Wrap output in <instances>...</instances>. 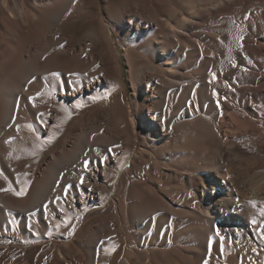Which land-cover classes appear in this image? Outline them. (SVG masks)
<instances>
[{
    "label": "bare ground",
    "instance_id": "obj_1",
    "mask_svg": "<svg viewBox=\"0 0 264 264\" xmlns=\"http://www.w3.org/2000/svg\"><path fill=\"white\" fill-rule=\"evenodd\" d=\"M228 1L0 0V142L30 113L29 98L46 75L64 83V100L79 95L87 103L93 81L74 84L69 74L98 64L95 81L105 90L103 100L82 106L78 120H89L72 139L32 158L21 152L18 164L1 153V168L23 179L15 191L25 197L12 199L0 181V240L17 246L0 248V264L241 260L222 246L251 231L248 218L264 203V174L249 176L252 163L240 139L226 143L223 131L231 115L234 130L264 141L258 132L264 117L255 110L264 103V37L244 36L233 45L240 48L235 60L223 65L220 27L192 23ZM158 2L169 12L156 10ZM66 23H82L83 37L67 32ZM122 31L141 42L125 44ZM118 44L123 55L139 57L129 93L120 84ZM212 65L216 85L209 89ZM59 72L63 82L52 76ZM245 72L250 81L240 78ZM37 128L38 139L49 132L43 122ZM232 159L245 161L246 169L235 171Z\"/></svg>",
    "mask_w": 264,
    "mask_h": 264
},
{
    "label": "rangeland",
    "instance_id": "obj_2",
    "mask_svg": "<svg viewBox=\"0 0 264 264\" xmlns=\"http://www.w3.org/2000/svg\"><path fill=\"white\" fill-rule=\"evenodd\" d=\"M122 2L123 1H119L118 3H122ZM259 3L261 4L260 0H259ZM259 3L257 2V0H240L238 2H236V0L235 1L232 0L230 2L228 1V2H224L223 4H221L220 7L222 6V8H218L219 7L218 6L217 7L218 9L217 8H214L215 10L211 9L212 11L210 10L209 12H206L203 16L201 17L199 16L198 19H200V22L199 20H196L195 18L196 16H194V22L192 21V23H208V24L211 23L209 25V28L211 25H215V24L218 26V28L220 27L219 29L221 30L220 31L221 33L219 36V40L221 42L220 43V46H221L220 54H222L221 55L222 57L220 58L222 59L221 64L223 63H225L223 65L232 64L231 63L232 60H235L236 58L235 56L237 55V50L240 52V48L237 49L238 47L236 46V51H235V48L233 47V45L235 43L237 44L239 41H242L244 36H245L244 38H252V39L255 38L254 40H257L256 36L264 37V25H262V23L264 24V21H263L264 20V8L261 7L262 4L259 5ZM155 7H157L156 10L160 9L159 11H163L165 9V8H162V2H158V4ZM166 10H168L167 7L165 9V12L164 11L163 12L168 13L169 10L168 12ZM215 11H216V14H215ZM192 12L193 10H190V13L192 14V17H193L195 11L193 13ZM101 13L105 18L104 11H101ZM159 13H162V12H159ZM203 20L206 22H204ZM64 27L65 29H67V32L75 30L77 34L76 38L78 40L82 38L83 37L82 35H84L85 33L84 32L85 27L83 26L82 23H68V24L66 23ZM250 28L255 31H252ZM239 30H240V33H239ZM122 34L123 36L121 39L127 45L137 44L141 42V39L139 38V36L125 37L124 31L121 32V35ZM207 39H206V42L208 41L212 42L210 41V39L207 41ZM117 48L120 53V56L118 53V56H119L118 61L121 66V83L120 84H121V87L124 88L127 93H129L130 92L129 84H128L129 72L131 68L133 67V64L135 65V63L138 62L139 57H136L130 53L125 54L126 56L123 55L121 46L119 44L117 45ZM232 48H234V51ZM233 57L235 58L233 59ZM98 66H99L98 64H95L94 66L92 65L90 68H88L89 70H86V71L79 70L78 73L74 71V72H70L69 74L71 82L74 84H77L79 80L87 81V82L93 81V84L91 85L92 86V90H91L92 97L90 96L89 100H86L87 103H84L81 101L78 102L80 98L79 95L77 97L71 96L70 98H68V100H64L60 96L61 86H63L64 83H61L60 81L52 82L50 81V76L48 77V75H46L45 78L41 80V84H40L41 87L36 92L37 94L32 95L31 97L33 98L31 99V102H32L31 108L33 109L29 108V111H30L29 114L31 115L29 114L27 115L28 113L27 112L28 108H27V111H26L27 113L25 112V115L23 114V116L19 118L17 122L15 123V126L13 127V130L11 132L12 135L10 134V137H8L3 142H0V155L1 153L4 152L8 155V157L12 158L15 164H18L19 162L18 157L21 154V152L23 153L27 152L26 153L27 157L32 158L40 154L41 152H44L56 145H60L61 142L66 138L72 139L73 136L76 133H78L79 130L81 129L82 127L81 123L85 124L89 120L87 116L84 117L85 119H83L82 122L78 120L79 115L81 113L82 106L85 107L89 104L98 103V101L103 100L101 98L104 97L105 93L103 94V92H105V90L103 91V88L98 86L95 81L96 74L98 73V68H99ZM213 66L215 65H212L211 67L209 66L208 69L206 70L207 78H209V80L212 78V80H210L209 83H207V84H210L207 86L209 89L214 87V84L216 82L213 80V74L215 73L214 71L215 68ZM58 74H59V78L62 81L63 79L60 76V72ZM210 75H212L211 78H210ZM59 78L58 79L55 78V80H59ZM240 78H242L244 81H246V79L247 81L248 80L250 81L253 78V76H251V73L245 72V74L243 73L240 75ZM55 99L58 101L57 102L58 104L53 103L54 102L53 100ZM30 109L33 110L32 112L33 114L31 113ZM55 109L58 111L57 113L54 112L56 111ZM255 110L257 112V115H259V117H264V103L263 102L257 103L255 105ZM53 116L55 117V120L53 119ZM258 121L261 122L260 118L258 119ZM42 122L48 125L49 132L47 135L42 133L41 135L42 138L38 139L35 137L36 131L38 129L37 127ZM233 125H234V117L231 115H227L226 120H225V128L223 131V137L225 139V142L229 143L235 140L236 138L240 139L241 141L240 150L242 152V155L247 158L250 157V160L252 163L247 173L249 174V176L252 174L263 175L264 174V141H259L258 138L256 137L257 135L254 133H252V136H253L252 138L247 132H244V130H243V133L242 131L234 130ZM259 131H262V133L264 134V126H261L260 128H258V132ZM239 133H242V134H239ZM0 162H1V159H0ZM41 162L42 160L38 162V165ZM38 165L36 164L35 166L37 168L36 172L38 171V167L40 166ZM129 166L127 168H129ZM232 166L237 172L240 171L241 169L242 170L246 169L245 161L240 162V161L233 160ZM13 170H14L13 168L2 169L0 165V181H2L5 184V187H7L6 189L7 194L10 195L12 199L14 198V200H17L19 197L24 198L25 194L19 195V192L15 191V188L16 187L18 188L21 185V183L23 182V179L16 172H13ZM123 171L124 170H122L121 172ZM238 183L239 185L240 184L243 185V184H247V181H244V179L239 178ZM107 203H108V200L104 202V205H106ZM101 207H103V205ZM6 209L7 211L9 210L8 212L15 213L14 212L15 210L13 211V209L11 210L10 208H6ZM262 209H264V203H262L259 207L257 206L254 210L253 216L251 218H248V221L250 222V224H253L252 223L253 220H255L256 223L253 225H250L251 226L250 232H245V231L241 232V239H240L241 241L239 240L237 244H233V245L224 244L222 246L223 248L222 250L225 253H230L232 251H235L241 255V260L237 264H264V240H262L260 238V235L258 234L259 231L264 230V216H261L260 214ZM5 240H0L1 244H4L3 241ZM6 244L0 245V248L8 249L10 247L9 250H12L14 252L17 250L16 245L14 244L12 245V243L10 242L9 243L7 242ZM253 249H255V251H253Z\"/></svg>",
    "mask_w": 264,
    "mask_h": 264
},
{
    "label": "snow or ice",
    "instance_id": "obj_3",
    "mask_svg": "<svg viewBox=\"0 0 264 264\" xmlns=\"http://www.w3.org/2000/svg\"><path fill=\"white\" fill-rule=\"evenodd\" d=\"M242 39V38H241ZM52 76L53 77H59V74L58 73H52ZM215 79V75L213 74V80ZM215 94V93H214ZM30 100L31 99H33V98H29ZM88 167H89V165H88V163H87V161L85 162V164H84V168H85V170H87L88 169ZM83 179H84V177L82 176L81 177V183L83 182ZM20 195H23V192H21V193H19ZM261 216H264V209H262L261 210ZM252 223L253 224H255L256 223V221L255 220H253L252 221ZM72 233L71 232H69V235H71ZM258 234L260 235V238L262 239V240H264V230H261V231H259L258 232ZM224 238L223 237H221V240H223ZM253 251H255V249H253ZM209 252L211 253V240L209 241ZM205 264H208V262L207 261H205Z\"/></svg>",
    "mask_w": 264,
    "mask_h": 264
}]
</instances>
